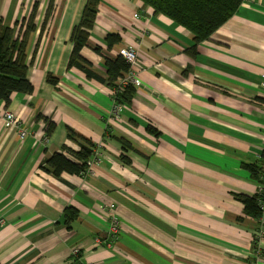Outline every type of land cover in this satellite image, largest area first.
Wrapping results in <instances>:
<instances>
[{
	"label": "crops",
	"instance_id": "1",
	"mask_svg": "<svg viewBox=\"0 0 264 264\" xmlns=\"http://www.w3.org/2000/svg\"><path fill=\"white\" fill-rule=\"evenodd\" d=\"M86 3L0 0L16 34L38 5L34 90L13 92L8 106L0 99V264H264V210L257 219L237 197H264V174L248 169L264 158V0H243L199 43L142 0H99L82 56L104 79V57L122 47L144 62L117 118L109 85L68 66ZM110 32L122 37L112 47ZM5 110L28 127L24 139ZM69 128L97 144L89 159L97 155L85 174L57 177L41 165L57 151L78 160ZM68 208L78 213L70 225Z\"/></svg>",
	"mask_w": 264,
	"mask_h": 264
},
{
	"label": "trees",
	"instance_id": "2",
	"mask_svg": "<svg viewBox=\"0 0 264 264\" xmlns=\"http://www.w3.org/2000/svg\"><path fill=\"white\" fill-rule=\"evenodd\" d=\"M142 1L145 5L152 7L156 13L164 14L171 18L175 23L186 27L194 34L196 42L199 43L210 37L220 25L228 20L232 14L235 13L243 0ZM98 3L99 0H87L80 21L73 28L71 35L73 49L68 66L78 67L83 70L88 77L98 78L112 86L116 78L127 72L129 69L128 62L121 55L116 56L115 58L105 56L104 64L107 67L108 79H104L93 70L92 64L81 54L83 47L88 44V39L91 34L90 30L95 23L96 15L98 13ZM37 6V4L34 5L28 18L26 29L24 32L20 29V34H16L14 27H11L0 19V99L5 102L6 106L10 104L11 94L13 92L16 91L29 94L34 90V85L28 77V41L30 34L36 28L35 17L38 8ZM48 14L49 10L47 15ZM121 41L122 37L117 32H110L106 37L108 47H112L113 44ZM95 50L99 52L101 51L100 47H96ZM50 79L53 82H56V79ZM134 88L135 87L133 86L127 88V90H125L119 97L120 101L123 102V99H129V93H131ZM55 126V122H50L47 133L51 134L50 132ZM69 130L70 137H79L78 139L81 140V149L74 153L78 160H71L63 151H57L41 165V169L50 172L57 177H60L63 172L72 174L81 173V175L86 172V161L92 156L94 149L97 146L96 143L90 139L82 137L72 128H69ZM150 130L154 134L158 133L157 129L153 126H150ZM122 143L127 146L125 141H122ZM263 165L264 158L259 165H248V169L253 177L257 176V174H264V172H261V169H264ZM261 193L254 195H237L239 200L244 203L246 213L257 219H259L262 210H264L261 207V202L264 200ZM77 215L78 213L75 209L68 208L65 211V221L70 225ZM252 248L250 255L251 262L252 259H255V252L257 249L255 245H253Z\"/></svg>",
	"mask_w": 264,
	"mask_h": 264
},
{
	"label": "built area",
	"instance_id": "3",
	"mask_svg": "<svg viewBox=\"0 0 264 264\" xmlns=\"http://www.w3.org/2000/svg\"><path fill=\"white\" fill-rule=\"evenodd\" d=\"M136 16H139V14H136ZM119 55H121L122 57L126 58L129 63H130V68L127 71V73L123 76H121L117 83L119 84V87H115L113 90H111L112 96H113V106H112V117H120L122 111L124 110V107L120 106L119 103V93L117 92L119 90V88H122L125 85H128L130 83L135 84V85H140L141 84V80L138 76V69L141 68V66H143L144 62L141 59V55L138 52V50L134 47H122L119 49ZM261 85L262 87H264V72L262 73V77H261ZM6 123L13 128H17L18 129V134L20 139H24L25 136L28 133V127L21 125L19 122V118L17 117V115L10 110H5L4 114H3ZM44 139L48 140V138L44 135ZM96 151L93 155V157L91 159H89L88 162V168H90V166L94 163L95 159H96ZM87 168V169H88ZM85 174V172L83 173ZM263 192V190L261 191ZM114 205L112 204L110 206V208H113ZM261 207L262 209H264V200L261 202ZM113 233H117L119 234V229L117 227V225L114 223V227H113ZM114 242H111V244H113ZM71 253L74 256H79L80 254V249L78 246L73 247ZM75 264H94L91 262H83V261H77Z\"/></svg>",
	"mask_w": 264,
	"mask_h": 264
},
{
	"label": "rangeland",
	"instance_id": "4",
	"mask_svg": "<svg viewBox=\"0 0 264 264\" xmlns=\"http://www.w3.org/2000/svg\"><path fill=\"white\" fill-rule=\"evenodd\" d=\"M27 21H28V19L25 21V23L23 24L24 26L25 25H27ZM11 26V25H10ZM11 27H13V26H11ZM14 29H16L15 27H14ZM124 58V57H123ZM127 62H129L126 58H124ZM120 77H118V78H116V80L114 81V83H113V85L112 86H110L109 85V87H110V89L111 90H113L115 87H119V84L117 83V81H118V79H119ZM137 87V86H139V85H135V84H132V83H130V84H128V85H125V86H123L122 88H119V90L117 91V92H121V93H123L127 88H129V87Z\"/></svg>",
	"mask_w": 264,
	"mask_h": 264
}]
</instances>
